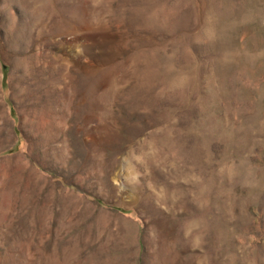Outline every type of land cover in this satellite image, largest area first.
I'll return each instance as SVG.
<instances>
[{"label": "rangeland", "instance_id": "1", "mask_svg": "<svg viewBox=\"0 0 264 264\" xmlns=\"http://www.w3.org/2000/svg\"><path fill=\"white\" fill-rule=\"evenodd\" d=\"M0 264H264V0H0Z\"/></svg>", "mask_w": 264, "mask_h": 264}, {"label": "bare ground", "instance_id": "2", "mask_svg": "<svg viewBox=\"0 0 264 264\" xmlns=\"http://www.w3.org/2000/svg\"><path fill=\"white\" fill-rule=\"evenodd\" d=\"M91 35H92V36H90L91 38L88 37L87 47L89 49H91V48H97L99 46V44L104 41V36L98 38L97 32L96 33H93Z\"/></svg>", "mask_w": 264, "mask_h": 264}]
</instances>
